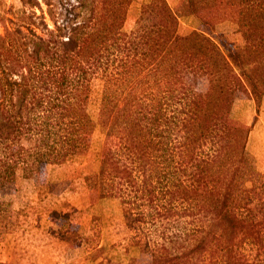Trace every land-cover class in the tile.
<instances>
[{"label":"trees","instance_id":"16d2710c","mask_svg":"<svg viewBox=\"0 0 264 264\" xmlns=\"http://www.w3.org/2000/svg\"><path fill=\"white\" fill-rule=\"evenodd\" d=\"M20 2L32 10L0 34V182L80 156L101 126L115 141L85 183L121 198L146 264H263L264 196L256 198L246 154L249 128L228 115L237 93L257 111L264 97V0H178L175 8L140 0L129 31L134 0H42L51 27L38 0ZM221 6L237 7L241 48L179 32L181 17ZM201 76L205 91L196 88Z\"/></svg>","mask_w":264,"mask_h":264},{"label":"rangeland","instance_id":"374dc122","mask_svg":"<svg viewBox=\"0 0 264 264\" xmlns=\"http://www.w3.org/2000/svg\"><path fill=\"white\" fill-rule=\"evenodd\" d=\"M38 1L51 27L47 6ZM139 1L131 3L123 30L129 31L135 26ZM177 3L178 0H169L173 8ZM230 7V14L231 10L237 11L236 6ZM31 10L23 7L20 0H0V34L4 33V27H13L23 20L22 11L28 14ZM33 10L36 15L41 13L37 7ZM40 28L35 27L37 32ZM194 29L235 48L244 45L242 33L229 17L217 23L206 21L200 14L179 19L181 34ZM196 88L205 91V76L197 78ZM101 89V82L93 81L87 105L93 117L98 113ZM228 121L249 128L246 154L257 171L256 198L261 200L264 196L260 186L264 181V111L260 106L257 111L255 101L239 92L231 104ZM86 136L89 147L80 156L61 164L42 163L31 177H24L19 168L13 181L0 182V264H129L132 259L137 264L148 262L149 257L139 254L138 248L131 244L121 198L102 195L85 183V176L98 169L105 142L112 146L115 140L107 139L101 126ZM250 254L252 259L254 251L250 250Z\"/></svg>","mask_w":264,"mask_h":264},{"label":"crops","instance_id":"0c3cea01","mask_svg":"<svg viewBox=\"0 0 264 264\" xmlns=\"http://www.w3.org/2000/svg\"><path fill=\"white\" fill-rule=\"evenodd\" d=\"M167 2L169 3V0H167ZM229 8H231L230 6H221V7H213V8H207L203 11H201L199 14L206 20L209 21L211 23H217L220 20H224V19H228L235 21L236 20V15H237V11L235 10H231V14L228 12ZM223 12V13H221ZM224 12H227V14L225 16H223ZM221 18V19H218ZM260 107L261 110L264 111V97L261 100L260 103Z\"/></svg>","mask_w":264,"mask_h":264}]
</instances>
